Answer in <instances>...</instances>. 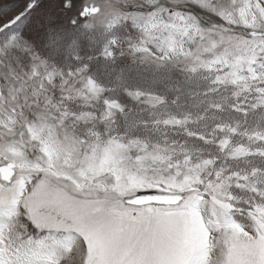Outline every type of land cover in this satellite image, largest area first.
I'll use <instances>...</instances> for the list:
<instances>
[{
    "label": "rangeland",
    "instance_id": "1",
    "mask_svg": "<svg viewBox=\"0 0 264 264\" xmlns=\"http://www.w3.org/2000/svg\"><path fill=\"white\" fill-rule=\"evenodd\" d=\"M23 1L27 0H0V167L15 165L14 178H30L29 188L38 180L55 186L62 198H70L75 214L84 221L110 219L108 211L95 210H114L116 201L142 191L184 195L180 206L185 202L197 205L190 209L194 214L187 217L189 225L182 226L175 238H157L131 247L98 243L87 254L91 264H264V246L258 243L251 252L235 246L229 251L223 233L233 229L211 216L215 198L216 207L228 204V216L243 227V232L237 233L241 241H258L264 232V208L260 207L264 204V163L254 159L264 158V15L259 9L264 0H214L218 10L231 15L233 23L197 8L190 0H159L161 7L197 17L202 29L190 30L185 36V25L177 20L172 28L154 30L184 53L167 62L153 63L130 53L131 44L145 39L130 20L111 33L97 24L80 37L79 54L83 52L85 62L90 65L97 44L100 53L104 39L115 37L125 53L121 55L117 49L115 65H146L159 71L132 73L134 77L108 69V83H101L98 80L103 79L104 68L94 71L90 66V75L104 89L95 96L79 83L63 84L68 77L57 73H67L78 65L53 48L46 36L37 38L33 30L21 34L22 25L29 28L30 21L46 12L51 15H46L44 22H64L70 30L67 22L71 13L61 7V0H43L32 9L33 17L27 21L22 16L31 3ZM89 2L100 7L106 3L124 7V0ZM128 2L137 9L141 7V0ZM143 11L147 14L149 10ZM161 19L168 22V13ZM93 33L95 36L90 35ZM162 42H149L147 47L160 56L155 45ZM41 60L46 63L42 65ZM174 72L176 77L171 75ZM204 77L231 91L235 100L230 104L239 114L227 112L232 116L229 120L221 111H215L203 118L201 108L210 107L208 103L202 106L204 91L211 89L201 83ZM178 80H184L182 86H178ZM128 91L146 95L136 101L127 95ZM112 102L120 103L124 111L110 109L108 104ZM181 109L187 113H181ZM253 113L257 119L261 115L260 120L251 118ZM197 121L198 126L211 125L208 131L196 133L198 143L174 139L170 131L162 130L164 126L179 127ZM189 133L186 131V136ZM61 219L57 216V222ZM209 219L212 227L219 223L221 232L211 230ZM192 221L203 232V244L190 231ZM8 223L10 227L0 239V264H11L13 245L9 239L16 245L20 243L15 236L18 228L11 227L16 222ZM64 225L43 231L28 229L27 235L33 239L49 235L54 238L48 243L56 251L49 249L42 257L47 264H60L58 257L63 254L66 237L83 235L71 227V219H65ZM75 244L72 250L76 258L67 264H81L84 249L79 240Z\"/></svg>",
    "mask_w": 264,
    "mask_h": 264
},
{
    "label": "snow or ice",
    "instance_id": "2",
    "mask_svg": "<svg viewBox=\"0 0 264 264\" xmlns=\"http://www.w3.org/2000/svg\"><path fill=\"white\" fill-rule=\"evenodd\" d=\"M197 8L210 12L221 20H227L233 23L231 15H226V10H218L214 0H190ZM31 7L26 11H31L37 7L35 0H30ZM61 7L71 13L67 25H71V30L66 28L64 22L53 24L49 29L47 39L53 48L58 49L70 59H73L78 66L70 69L67 73H57L62 78L64 75L68 79L63 80L64 85L70 82H76L84 88H89L94 96L104 92V89L96 83L90 75V65L85 62L79 55L81 47L80 37L85 31L92 30L99 24L107 33L114 32L122 22L131 21L133 26L140 29L143 37L139 44H131L130 53L132 55H141L143 60H151L153 63L178 59L183 55L182 49L178 50L172 44L168 43L162 36L156 35L154 30H166L175 26L174 22L180 20L185 25L183 34L188 36L190 30L201 32L202 29L197 17L189 14L185 16L179 11H173L171 8L159 6V0H141V7L137 9L134 5L124 0V7L116 4L106 3L104 7L90 3L89 0H61ZM147 8V14L143 11ZM260 12L264 15V6H259ZM164 13H168V22L161 19ZM50 19H53L50 17ZM58 19V18H57ZM251 27V25H249ZM191 38V37H189ZM91 39V38H90ZM163 40L162 43H156V49L161 53L156 56L149 47V42ZM95 43V40H92ZM119 40L115 37H106L100 48L99 56L90 57L89 60L104 61L105 67L116 62V52L119 49L120 54L124 55L122 48L118 46ZM38 59V57H37ZM43 65L46 62L40 61ZM192 68V71H195ZM71 90V88L69 89ZM264 91V89H262ZM127 95L133 100L140 101L145 97L142 91H128ZM156 99L149 97V100ZM110 109H116L123 112V106L118 102L108 104ZM109 115H112L110 112ZM107 119V117H105ZM53 175H56L53 173ZM30 178H12L9 179L4 175L0 179V239L4 238V233L9 229L8 222L15 221L11 227L18 228L15 236L20 241L18 245L9 239L10 245V262L11 264H47L42 258L44 254L51 249L56 251V247L50 245L48 241L54 238L49 235L43 239H33L27 235L29 227L43 231L47 228L66 227L65 219H71V227L83 235L77 237L70 235L63 242L62 255L58 257L60 264L75 260V253L72 250L77 245L75 241L79 240L83 246L84 254L81 256V264H91L88 259L89 250L93 249L98 243H111L124 247H131L133 244H147L154 242L157 238L167 239L175 238V234L182 226L189 225L187 217L191 214L190 209L197 205L185 202L183 206L164 207V204H176V201L163 199V194L159 191H142L137 192L134 196H126L123 201H116L113 205L114 210L98 208L96 212L108 211L110 219H96L94 221H84L82 217L77 216L73 210V205L68 202L70 198L61 197L55 186H50L45 180H38L30 188L27 184ZM158 201V203H148L147 201ZM264 208V204L260 206ZM48 210L47 212L45 210ZM228 204H220L219 209L216 207V199H213L211 216L223 220L226 227L233 229L230 233H223L224 241L228 244L229 251L236 249H247L251 252L256 244L264 246V232L261 233L258 241L245 240L241 241L237 233L243 232V227L234 222L227 214ZM54 211L55 215L50 212ZM251 216L252 213H249ZM57 216L61 219L57 222ZM211 230L221 232L219 223L214 227L212 219L208 220ZM260 231V228L255 229ZM189 229L185 227L187 233ZM191 233L203 244V232L197 227L196 222H191ZM211 232L209 231V235ZM251 236V233H246ZM215 238H213L214 240ZM185 264H191L186 261ZM202 264V262H197ZM246 264V262H242ZM255 264V261H251Z\"/></svg>",
    "mask_w": 264,
    "mask_h": 264
},
{
    "label": "trees",
    "instance_id": "3",
    "mask_svg": "<svg viewBox=\"0 0 264 264\" xmlns=\"http://www.w3.org/2000/svg\"><path fill=\"white\" fill-rule=\"evenodd\" d=\"M43 0H35V3L38 4L40 2H42ZM24 3H26V5L30 4V0H27V1H23ZM32 12H35L34 10H31V11H27L26 13L23 14L22 16V19L23 18H27V21H29L30 19H32L33 17V13ZM47 16H50L51 14H49L48 12H46L45 14H42V16L38 17L40 19V21H38L39 19L35 20V18L30 21V24L31 25L29 28H25V26L23 27L22 25V31H21V34L23 35L25 32L29 31V30H33V35L35 34V36L38 38V37H47L48 36V33H49V29L53 26V24L51 23V25L49 24V22H44V17ZM52 17V16H51ZM30 18V19H29ZM35 20V21H34ZM49 20V19H47ZM55 19H53L54 21ZM21 19L18 20L17 22L20 23ZM26 21V20H25ZM26 21V22H27ZM34 21V22H33ZM18 23V24H19ZM37 23V24H36ZM43 23H47V24H43ZM37 25V26H36ZM69 26V25H68ZM70 30H71V25H70ZM92 36H95V33L93 34H90ZM91 40V39H90ZM97 44V43H96ZM94 47V46H93ZM99 48V45L97 44L94 48V50L92 51V49L90 48V50L92 51V54L90 57H97L99 56V53L97 52V49ZM85 55L89 54V52H84ZM80 56L83 55V52H82V55L79 54ZM84 56V55H83ZM68 57V56H67ZM66 57V58H67ZM68 59L70 61H73V59H70L68 57ZM90 62V66L91 68L95 71H99V68L100 67H103L104 69H102V78L104 79L105 76H106V72H108V69H115V71H122V72H126V73H141L142 71H146V70H149V71H153L154 69L158 70L157 67H149V66H146V65H129L128 67H118L117 65L115 64H111L112 66L110 67H105V64H104V61L101 60L100 61H96V60H89ZM118 67V68H116ZM172 70V69H170ZM105 71V72H103ZM159 71V70H158ZM93 73V72H92ZM133 75V74H132ZM132 75H129V76H132ZM158 75V74H157ZM172 76L174 75V77H176L177 73H172L171 74ZM125 76V75H124ZM135 77V75H133ZM132 76V77H133ZM107 77L108 75L106 76V79L103 80V79H99L98 81L101 82V83H108L107 82ZM200 77V76H198ZM137 78V77H136ZM202 78V77H201ZM205 78V81L204 82H201L203 85L204 83L207 84L208 86H210L211 89H209L208 91H204L206 92L204 94V97H205V102L202 104V106H204L205 103H208L210 107H207L205 110L203 109L204 107H202V112H200L201 114H203V118L206 117V116H209L208 113L212 114V113H215L216 112H219L221 111L223 116L226 118V119H229L232 117L230 116L227 112H230L231 114L233 113H236V114H239V111L236 110L234 108L233 105H231V101L232 100H235V98L232 96L231 94V91H228L227 88H224V85H220V84H217L215 83L213 80L210 82V80H208V77H204ZM109 79V77H108ZM104 81V82H103ZM164 81V80H163ZM182 81L184 80H181V82L178 80V82H176L178 84V86H182ZM165 85V84H164ZM109 86V85H108ZM117 86L115 85L114 88H116ZM177 94L179 93H176V95L174 96H177ZM171 99V98H170ZM201 99V98H200ZM219 101V102H218ZM200 103H201V100H200ZM171 104V103H170ZM235 112H234V111ZM226 111V112H225ZM181 113H187L186 112V109L182 111H180ZM225 112V113H224ZM234 115V114H233ZM256 113H253L252 116H250L251 118H254L256 120H260V116H258V119L256 118ZM224 118V120H225ZM249 118V117H247ZM253 120V119H252ZM255 121V120H254ZM257 123H260V122H257ZM198 124H200L198 121L193 123V124H188V125H182V126H176L173 125L172 127L170 126H164L162 128V130L164 131H170L171 132V137L174 138V139H181V140H186L188 142H191V143H198L199 141L197 140V135L196 133L201 131V132H205V131H208V129L211 127V125L209 124V126H206L205 123H202L201 125L198 126ZM256 124V123H254ZM193 125V126H192ZM262 126H264V124H261ZM204 128V129H203ZM203 129V130H202ZM158 131H159V127H158ZM186 131H189V136H186ZM192 136V138H191ZM199 148V147H198ZM254 159H256V161L258 163H264V158H261V157H258L256 156Z\"/></svg>",
    "mask_w": 264,
    "mask_h": 264
},
{
    "label": "water",
    "instance_id": "4",
    "mask_svg": "<svg viewBox=\"0 0 264 264\" xmlns=\"http://www.w3.org/2000/svg\"><path fill=\"white\" fill-rule=\"evenodd\" d=\"M0 175L1 179L4 177V175H7L9 179L14 178L15 176V165L12 163H9L5 166L0 167ZM163 194V199L168 200V201H176V204H164V207H178L183 204L185 200L184 195H170V194ZM148 203H158V201H152L149 200L147 201Z\"/></svg>",
    "mask_w": 264,
    "mask_h": 264
},
{
    "label": "clouds",
    "instance_id": "5",
    "mask_svg": "<svg viewBox=\"0 0 264 264\" xmlns=\"http://www.w3.org/2000/svg\"><path fill=\"white\" fill-rule=\"evenodd\" d=\"M102 7V6H101ZM118 46L120 47L121 45H120V42H119V44H118ZM55 86V85H54Z\"/></svg>",
    "mask_w": 264,
    "mask_h": 264
},
{
    "label": "bare ground",
    "instance_id": "6",
    "mask_svg": "<svg viewBox=\"0 0 264 264\" xmlns=\"http://www.w3.org/2000/svg\"><path fill=\"white\" fill-rule=\"evenodd\" d=\"M60 159V158H59Z\"/></svg>",
    "mask_w": 264,
    "mask_h": 264
}]
</instances>
